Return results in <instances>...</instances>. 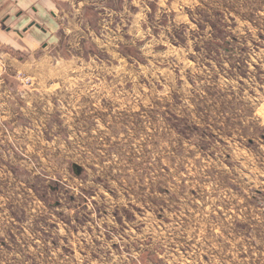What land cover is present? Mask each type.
<instances>
[{
    "label": "rangeland",
    "instance_id": "374dc122",
    "mask_svg": "<svg viewBox=\"0 0 264 264\" xmlns=\"http://www.w3.org/2000/svg\"><path fill=\"white\" fill-rule=\"evenodd\" d=\"M53 1L0 20V264H264V0Z\"/></svg>",
    "mask_w": 264,
    "mask_h": 264
},
{
    "label": "crops",
    "instance_id": "0c3cea01",
    "mask_svg": "<svg viewBox=\"0 0 264 264\" xmlns=\"http://www.w3.org/2000/svg\"><path fill=\"white\" fill-rule=\"evenodd\" d=\"M53 0H0V20L3 38L16 47L45 46L53 21ZM15 36V37H13ZM1 108V107H0Z\"/></svg>",
    "mask_w": 264,
    "mask_h": 264
},
{
    "label": "water",
    "instance_id": "95a60500",
    "mask_svg": "<svg viewBox=\"0 0 264 264\" xmlns=\"http://www.w3.org/2000/svg\"><path fill=\"white\" fill-rule=\"evenodd\" d=\"M73 167L77 171V175H80L82 173V169L78 165H74Z\"/></svg>",
    "mask_w": 264,
    "mask_h": 264
}]
</instances>
